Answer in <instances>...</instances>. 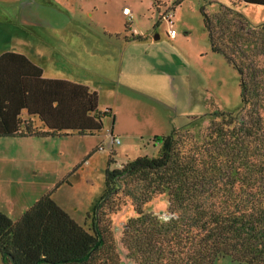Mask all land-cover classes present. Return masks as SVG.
<instances>
[{"label":"trees","instance_id":"1","mask_svg":"<svg viewBox=\"0 0 264 264\" xmlns=\"http://www.w3.org/2000/svg\"><path fill=\"white\" fill-rule=\"evenodd\" d=\"M243 5L264 6V0H232L231 7L212 14L202 9L212 50L239 72L240 115L218 111L199 132L175 129L156 136L157 155L108 168L104 191L84 223L52 192L17 220L0 209L4 264H120L110 215L128 202L136 214L125 223L122 242L138 264H215L222 257L264 264V22L252 23L238 10ZM172 9L164 15L173 20L170 29ZM125 15L131 40H144L132 28V10ZM99 100L84 83L45 77L43 67L24 53H0V138L98 133L114 116ZM164 193L171 214L166 221L145 210Z\"/></svg>","mask_w":264,"mask_h":264},{"label":"rangeland","instance_id":"2","mask_svg":"<svg viewBox=\"0 0 264 264\" xmlns=\"http://www.w3.org/2000/svg\"><path fill=\"white\" fill-rule=\"evenodd\" d=\"M161 1L166 7L158 8L152 0H0V53L13 50L34 56L40 51L42 66L47 68L50 57L55 60L46 73L90 74L101 90L100 108L114 112L95 134L0 138V209L8 210L13 220L26 212L30 198L52 192L74 219L84 223L92 202L104 191L108 168L140 155H157L156 136L175 129L199 132L218 111L240 115L239 72L212 50L202 15V9L212 14L222 5L231 7L232 0H184L181 5ZM125 6L132 10V28L147 40L133 41L128 49L118 45L111 58L102 49L109 32L132 35L125 29ZM239 7L252 23L264 22V6ZM169 9L179 31L173 40L156 37L171 26L164 17ZM47 12L58 17L53 22H72L68 25L74 23L78 29H66L64 36L57 29L50 31ZM128 56L141 64H129ZM117 73L122 74L116 78ZM113 138L120 142L113 143ZM112 152L115 163L109 165ZM145 210L168 220V195L154 197ZM135 214L128 202L110 215L120 264H138L122 242L124 225ZM215 264L246 263L222 257Z\"/></svg>","mask_w":264,"mask_h":264},{"label":"crops","instance_id":"3","mask_svg":"<svg viewBox=\"0 0 264 264\" xmlns=\"http://www.w3.org/2000/svg\"><path fill=\"white\" fill-rule=\"evenodd\" d=\"M90 14L93 15V13H90ZM45 16L48 18V20H51L49 26H46V28H48L50 31H53V30L57 29L58 31H61L60 35H62V36H64V33L66 34V29H78L77 28L78 25H75L74 23L72 24V26L68 25V24H71L72 22L71 23L70 22H66L65 24L60 23L59 20H56L55 22H53L52 20L54 18H58V17H54V15L51 12H47ZM124 16L126 17L125 14H124ZM73 20L76 21L75 19H73ZM54 23H56V24H54ZM130 29H131V27H130ZM169 30H170V28L164 34H160L159 33L158 37L163 38L164 35H165V38H167V39H170V40L177 39L178 36H179V31H178L177 35L169 36L168 35V31ZM131 32L133 34V29L131 30ZM109 34H111V35L119 34V37L116 36V38H114V37L108 36ZM109 34L106 36V38H107L106 44H108V45L105 46L102 49L111 58H115L114 54L112 53V50H117L118 49V45L122 46V48H124V49H128V46L130 44H132L133 41H136V40H131V38H130L131 36H129V35L125 36V35H123V33L118 32V31L116 33L109 32ZM142 35H144V34H142ZM35 39H36V37H35ZM145 40H147L146 37H145V39L143 41H145ZM28 56H29V58L32 61H34L35 63H37L40 66H42V64H41L42 52L39 51V52L35 53L34 56H32V55H28ZM127 60L129 61V64L131 62H133V61H136L137 63L141 64V60L140 59H137V58L135 59L132 56H128ZM47 61H48L47 68L42 66L43 69H44V76L45 77H48V78H61V79L71 80V81H74V82L84 83V84L90 86L92 89L96 90L99 93V97H100L99 104H100V101H101V90H100L99 87H97L94 84L93 78L91 77L90 74L83 75L81 73H64L63 74L64 76H57V75L52 74V73H46L47 69L50 68L49 66L52 65L55 62V60L50 57L49 59H47ZM102 74H105V73H95L93 75L102 76ZM107 74H111V73H107ZM120 74H122V73H117L116 74V78H118V76ZM39 198L36 197V196H33L32 198H30V201L26 202V204H25V205H28V206H24L25 209H28L30 206H32ZM8 212H9L8 210H5V213H8Z\"/></svg>","mask_w":264,"mask_h":264},{"label":"built area","instance_id":"4","mask_svg":"<svg viewBox=\"0 0 264 264\" xmlns=\"http://www.w3.org/2000/svg\"><path fill=\"white\" fill-rule=\"evenodd\" d=\"M124 13L125 14H130L131 13V9L129 7H125L124 8ZM171 24H173V20L170 18V21H169ZM170 35H176L177 34V30L175 28H171L170 29Z\"/></svg>","mask_w":264,"mask_h":264},{"label":"water","instance_id":"5","mask_svg":"<svg viewBox=\"0 0 264 264\" xmlns=\"http://www.w3.org/2000/svg\"><path fill=\"white\" fill-rule=\"evenodd\" d=\"M157 37H158V35H157Z\"/></svg>","mask_w":264,"mask_h":264}]
</instances>
